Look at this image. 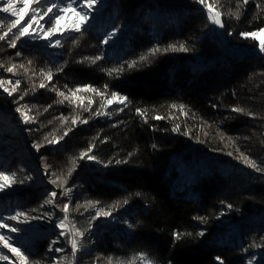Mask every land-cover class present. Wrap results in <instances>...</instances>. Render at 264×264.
Listing matches in <instances>:
<instances>
[{
  "label": "trees",
  "instance_id": "trees-1",
  "mask_svg": "<svg viewBox=\"0 0 264 264\" xmlns=\"http://www.w3.org/2000/svg\"><path fill=\"white\" fill-rule=\"evenodd\" d=\"M107 1V21L57 37L62 46L55 59L41 48L19 49L31 51L34 62L54 75L47 87L26 97L38 119L37 125L25 127L27 140L16 119L1 125L0 118V171L15 172L17 180L32 177L0 192V216L19 210L31 215L59 213L64 202L58 191L56 206L40 207L53 190L44 185L27 146L29 141L42 142L35 138L40 132L67 131L59 147L42 142L39 159L53 172L67 175L74 187L67 200L76 227L88 228L95 214L94 208L85 210L87 201H98L95 208L113 212L111 218L99 221L102 229L90 256L97 254L95 259L112 264H141L140 253L151 264H218V256L225 264H247L261 249L249 245L264 243V172L247 167L239 157L243 153L264 168V54L256 51V41L240 33L264 27V0H249L239 9L237 0H215L224 13L227 45L216 36L196 0H99L95 10ZM61 2L66 0H56ZM66 18L70 23L75 19ZM114 29L108 44L100 43ZM115 38L120 40V53L111 48ZM180 44L188 51L169 49ZM153 48L160 51L152 55ZM5 51L0 50V57ZM97 55L103 59L95 64L84 60ZM141 56L146 59L141 61ZM132 61L135 67L128 68ZM120 66L124 70L119 74L105 71ZM84 85L109 96L117 92L128 98L127 103L102 108L104 96L94 92L81 91L87 99L82 104L57 95ZM98 111L105 114L97 115ZM74 118L88 122L73 124ZM177 125L178 131H173ZM90 145L100 167L77 159ZM203 161L205 165H197ZM221 213L229 216L227 221L220 222ZM125 220L134 227L128 228ZM24 230L29 232L30 227ZM35 230L25 233L21 244H13L25 251L29 264H45L48 240ZM201 231L204 235H197ZM232 231L241 236L231 240ZM175 233L181 238L176 239ZM0 256L7 257L0 264H12L2 248Z\"/></svg>",
  "mask_w": 264,
  "mask_h": 264
},
{
  "label": "snow or ice",
  "instance_id": "snow-or-ice-1",
  "mask_svg": "<svg viewBox=\"0 0 264 264\" xmlns=\"http://www.w3.org/2000/svg\"><path fill=\"white\" fill-rule=\"evenodd\" d=\"M196 2L200 5H203L207 12V20L210 24L223 28V15L224 13L219 9L217 4L215 3V0H196ZM44 3V0H0V4H3V6H0V13H8L10 16L15 17V19H10L7 23V31H4L0 33V40H5L6 38H9V47L16 48L18 45V42H20L23 39H27L30 41H37V40H44L47 41V47H61L62 41L61 39H54V37L57 36H64L70 33H82L84 30H86V26L88 22L93 18L92 13L95 10L96 5L99 3V0H66V2H61L59 4L57 3H50L46 7V9L42 10L40 5ZM249 3V0H237V8L239 9L242 5H247ZM17 4L22 5V7H17ZM236 18H239L238 12L235 14ZM71 18L75 17L74 20L70 24H63L62 21L65 20V18ZM27 18V19H26ZM43 21V23H42ZM4 20L0 19V26L4 25ZM49 25V26H46ZM116 34V30L114 29L112 33L106 34L105 39L100 41L102 44H108L109 40L112 39V37ZM229 35H232L231 32H229ZM240 36L243 38H251L254 41H256V48L258 51L262 54H264V27L259 28L256 31L252 32H241ZM73 43H76L74 40ZM169 49L171 50H179V51H188L187 47L184 44H180L179 48L176 49L175 46L169 45ZM169 49H165L164 51H168ZM160 51L159 48H153L149 50V53L152 55H155ZM22 53L20 51L16 52V56H21ZM103 59L102 55H97L95 57H85L84 60L89 61L90 63L95 64L97 61ZM141 61L145 60V56H141L139 58ZM31 64V61L28 62ZM136 61L128 62L127 66L128 68L135 67ZM2 67V65H0ZM19 67L23 68L24 65L21 64ZM17 68V65L13 64L6 68V71L9 73H13L14 70ZM62 68L57 69V71H62ZM124 70L123 66L117 67V68H111L105 70L108 75H114L119 74ZM27 71V69H25ZM41 73L44 75L45 79L48 81H51L53 78L54 73L51 70H48L46 73L41 70ZM5 84H12L11 81H4L0 80V89H3V92L7 93L8 96H12L14 92H16L19 89L20 81L17 80L14 84H12L11 88L5 87ZM40 88H45L46 84L42 81L39 84ZM107 85H105V91H107ZM81 91L84 92H94L97 95L104 96L105 103L102 105L103 107L110 106L112 104H120V105H126L127 103V97L117 93V92H111L110 96L105 95L104 92H101L99 89L94 88L91 85H84L82 88L77 87L74 90H69V95H65L63 92H57L58 96H62L64 100H80L81 104L83 101V97L78 96L77 94ZM23 97H21L22 99ZM63 102V101H61ZM92 101L89 100V105H91ZM27 106H18L15 108V112L20 114V118L23 123L28 124L32 122V118L28 115L26 109ZM172 107H176L173 105ZM85 110H88L87 108ZM181 110H183V106H181ZM233 111L235 112H243L244 109L242 108H233ZM138 113L140 115H144L145 113L141 110H138ZM97 115H103L105 113L98 111L96 113ZM251 115V114H250ZM153 119L159 120L163 119L161 116H154ZM77 120L76 118L73 119L72 123L76 124ZM81 123H87V120H81ZM179 126L177 125L172 130L178 131ZM64 135H67V132L64 133ZM63 137L53 138L51 140H48L49 145H56L62 140ZM32 147L38 152L43 145L39 143H34ZM155 147V146H154ZM94 148V145H90L89 148L86 151H82L77 158L78 160H84L87 159L89 161H96L98 162V158L94 155H92V150ZM229 155H232V153H228ZM243 163L251 168L254 169L257 172H264V168H261L254 160L250 159L247 155H244L243 153L239 157ZM76 163V159L73 160V164ZM117 164L122 163V161L117 160ZM105 167L108 165L105 164ZM72 171L74 169H71L68 173L70 176L72 174ZM55 174H49L47 171V167L45 168V176L48 178V182L52 185L56 186L57 188H62V192L59 193V195L68 196L73 189L70 187H64V184L66 181H61L60 177H56L55 179L52 178ZM32 177L25 176L23 180H17V174L15 172L8 173L6 171H0V192H5L6 190L12 188V186L16 183L23 184L25 181H30ZM59 181V183H58ZM58 193L56 191L48 192L46 195V198L43 202V204L40 206L43 208L45 205H55L56 199H57ZM99 203L93 202V201H87L84 205L85 210H89V208H94L95 204ZM128 201L125 200L124 204H127ZM223 203V201H222ZM81 207L80 205H77V208ZM227 208L231 209L233 205L227 204ZM60 210L64 213L63 217L58 219L55 222V228L59 229V237H67V242L71 247V254L73 257H75L78 252L81 250V240L85 234L84 231L79 230L75 224H72L70 222V202H65L60 207ZM32 212H37L39 209H32ZM223 214V213H221ZM52 213L50 212H44L41 215H31L29 212H25L23 210L15 211L13 214H10L6 217L0 216V230H7V233H20L23 231V229L16 227L12 223H8L7 221L15 222V224H29L31 221H37V220H49L52 219ZM113 216V212L111 210H105L104 208H99L96 210L95 214L92 215L89 219V227L85 231H91L92 228V222L96 221L100 217L105 218H111ZM197 219L204 220L203 217H198ZM124 223L127 225L128 228H133L134 225L127 220L124 221ZM199 236H203L204 232L201 231L197 233ZM176 239H180L182 234L181 233H175L174 234ZM13 237L7 234H4L0 232V245H2L3 248L8 249L9 252H11L14 256H16L20 264H29V258L27 255H25V251H22L20 247L14 246L13 244ZM261 240L264 241V237H261ZM59 240H52L49 244L48 251H55L57 253H61L64 251L63 248L60 247H53L54 244L58 243ZM249 247L254 248H261L264 247V243H253L249 245ZM244 251H247V248L244 249ZM0 259H7L6 256H0ZM63 258H58L56 261H54V264H60V260ZM139 259L141 261V264H151L150 261H147V258L145 254L140 253ZM218 262V264H225L224 260L221 257L215 258ZM256 257L253 256L251 259L248 260L247 264H253ZM36 264H39V262H36ZM70 264V262H69ZM95 264V262H94Z\"/></svg>",
  "mask_w": 264,
  "mask_h": 264
},
{
  "label": "rangeland",
  "instance_id": "rangeland-1",
  "mask_svg": "<svg viewBox=\"0 0 264 264\" xmlns=\"http://www.w3.org/2000/svg\"><path fill=\"white\" fill-rule=\"evenodd\" d=\"M50 3H56V0H44V3L40 5L41 9L44 10L46 9V7L48 6V4ZM109 2L107 1L105 6L103 7V4L99 6V8H97L93 13H92V19L88 22V24L94 25L97 24L98 22H106L108 17L105 14V11L109 10ZM197 7L204 10L206 16H207V12L206 9L204 8L203 5H200L197 3ZM0 6H3V4H0ZM17 7H22V5L17 4ZM0 19L4 20V25L0 26V33L7 31V23L9 22L10 19H15V17L10 16V14L8 13H0ZM27 19V18H26ZM157 19V17H156ZM43 23V21H42ZM63 24H70V21L65 18L64 21H62ZM212 26V24H210ZM49 26V25H46ZM214 33L216 34V36L218 38H220V41L223 42L225 45V39L222 33V28H217L216 26H214ZM212 27V28H213ZM57 37H61V36H57ZM57 37H54V39H56ZM9 38H6L5 40H0V50L1 49H7L6 55L3 57H0V65H2V67H0V80H4V81H11L12 84H14L17 80L20 81V85H19V89L13 93L12 96H8L7 93L3 92V89H0V118H2V122L1 125H6L7 122L11 121L10 119H16V121L20 124V130L22 131V136L24 137V139L27 140V135H26V126L27 125H37V121L38 119L36 118V115L34 116V114L32 113V111L30 110L27 102L26 101V97H28V95H30L31 91H34L39 87V84L43 81L45 84H47L48 80L45 79L44 75L41 73V70H43V68H40V65H37V63L34 62V60L36 59V56L33 57L31 51L27 50V51H20L19 49L23 48V47H36V48H41L44 53L51 59H55L57 57V53L60 50V47H47V41L44 40H37V41H30L27 39H23L20 42H18V45L16 48H11L9 47ZM105 47V45H104ZM107 47V46H106ZM108 48V47H107ZM111 48L114 49V51L116 53H120V50L122 49L121 44H120V40L115 38L114 42L111 46ZM232 48V47H230ZM20 51L22 53L21 56H16V52ZM256 51H258V49H256ZM259 52V51H258ZM1 55V54H0ZM31 61V64H29L28 62ZM37 61V59L35 60ZM17 65V68L14 70L13 73H9L6 71V68L11 66V65ZM23 64L24 67L21 68L19 67V65ZM25 69H27V71H25ZM44 73H46V70H43ZM12 84H5V87H9L11 88ZM47 87V86H46ZM29 88L30 91L28 90ZM82 88V87H81ZM74 90V89H72ZM65 95H69V93H64ZM80 97H83V95H81L80 93L77 94ZM21 97H23L21 99ZM62 97V96H61ZM63 98V97H62ZM70 103H76V104H81L80 100H73L70 99L69 100ZM87 101L86 98L83 97V102ZM18 106H27L26 109H24L25 111H27L28 115L32 118V122L25 124L22 122L21 118H20V114L15 112V108ZM77 120V119H76ZM80 120H77L76 123H79ZM64 122V118L60 119L59 124H62ZM57 128V127H56ZM51 129L49 130V132H47V134H42L41 132L35 137L37 140L42 141V142H46L48 144V140H51L53 138H58V137H63L62 140H60V142L56 145H51V146H60L63 142H64V133L67 131H64L62 134H57V133H51L50 132ZM34 137V136H33ZM42 142H38L39 144H41ZM34 144V142H30L28 144V148H29V157L30 160L35 163V165H37L40 170H41V177L43 180V183L45 186H49V188H51V190L53 191H58L59 193L62 192V188H57L56 186L52 185L51 183L48 182V178L45 176V168L47 166L43 165L41 163V160L39 158V153L40 150L37 152L32 145ZM82 163L85 164H89L92 163L95 167H100L101 163L98 160V162L96 161H89L87 159L81 160ZM196 165V163H195ZM197 165H199L200 167H202L203 165H205V162H199ZM47 171L49 174L54 173L55 175L52 176L53 179H55L56 177H60L61 181H66V183L64 184V187H70L73 189V191L68 195V196H63L61 195V201L62 202H68L67 198L68 197H72V194L74 193V187L72 186L71 182H68V177L67 175H64L62 173L57 172H53L51 169H49L47 167ZM59 183V181H58ZM52 206V205H50ZM56 206L53 205V207ZM72 205L70 204V209H71ZM97 206L96 208L94 207V210L96 212L97 210ZM76 210V206H73L72 211ZM56 211V210H55ZM58 214L56 212H53L52 214V219L51 221L45 219V220H39V223L37 226H32V225H27V224H15V222L9 221V223L14 224L16 227H19L21 229H23V231H21L20 233H7V230H1L2 233L7 234L12 236L13 239V243H19L21 244V242L23 241L24 237H25V233L27 234H31V231L33 232L35 229V231H39L44 237L47 238L48 240V244L45 245V250H46V255H47V260L45 262V264H54V261H56L58 258H63L60 260V264H112L110 263L107 259H100L97 260L94 257L98 256L97 254L94 255V257L89 255V252L92 249V245L96 239V235L99 232V229H102V225L101 223H99L100 220H105L107 218L105 217H100L99 219H97L91 228V231H85L86 229H88L87 227H77L79 230L84 231L85 234L82 238H80L81 240V250L78 252V254L73 257L71 254V247L67 242V237H59V229L55 228V222L62 218L64 213L59 209L58 210ZM71 213V211H70ZM262 216L264 217V213L262 214ZM229 217L226 213L223 214V217L220 216L219 220L220 222L223 221H227L228 219H225ZM225 219V220H224ZM71 222V220H70ZM262 221L258 220V224L259 226H262ZM72 223V222H71ZM28 227H30V231L27 232L24 229H28ZM236 236H241V233H238L237 231H232V234H230V239L231 240H235ZM58 239L59 242L54 244L53 247H60L63 248L64 251L61 253H57L55 251H48V247L49 244L52 240H56ZM0 248H2L4 250V252H6L11 260L10 262L12 264H20L19 259L14 256L11 252L8 251V249L3 248L2 245H0ZM259 256L256 257L254 264H264V247H261V249L258 251Z\"/></svg>",
  "mask_w": 264,
  "mask_h": 264
},
{
  "label": "bare ground",
  "instance_id": "bare-ground-1",
  "mask_svg": "<svg viewBox=\"0 0 264 264\" xmlns=\"http://www.w3.org/2000/svg\"><path fill=\"white\" fill-rule=\"evenodd\" d=\"M218 28V27H217ZM237 46H232V49H234V48H236ZM237 48H239V47H237Z\"/></svg>",
  "mask_w": 264,
  "mask_h": 264
},
{
  "label": "water",
  "instance_id": "water-1",
  "mask_svg": "<svg viewBox=\"0 0 264 264\" xmlns=\"http://www.w3.org/2000/svg\"><path fill=\"white\" fill-rule=\"evenodd\" d=\"M212 27H213V25H212ZM213 30L215 31L214 27H213ZM257 52H258V51H257Z\"/></svg>",
  "mask_w": 264,
  "mask_h": 264
}]
</instances>
